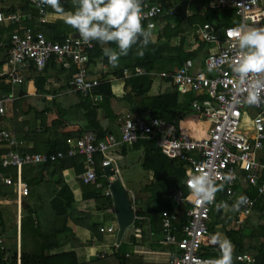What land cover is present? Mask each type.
Returning a JSON list of instances; mask_svg holds the SVG:
<instances>
[{
  "label": "built area",
  "instance_id": "1",
  "mask_svg": "<svg viewBox=\"0 0 264 264\" xmlns=\"http://www.w3.org/2000/svg\"><path fill=\"white\" fill-rule=\"evenodd\" d=\"M64 1V0H60ZM191 0H143L142 25L151 29L158 27L166 17L175 15L180 3ZM31 9L36 11L41 24L47 23L50 6L41 0H27ZM211 9H228L233 11V18L238 24L222 26L205 24L197 26L194 31L196 38L212 46L213 51L207 52L201 59L202 67L196 69L195 60L188 59L171 75V83L180 94L194 93L192 110L201 115L208 130L197 136L189 134L170 123L150 116L127 115L120 127L119 136L106 134L99 137L95 131H87L74 140L66 152L58 151L50 154L21 152L20 142L12 131L0 127V169H16L17 172L26 166L58 163L66 158L82 157L85 171L80 175L84 184L97 183L98 173L96 156L100 155V168L111 166V171L118 174L113 161L108 158L114 149L123 145L137 143L143 139H156V147L170 160L178 161L185 169L184 186L189 194L184 197L181 191L173 193L174 207L162 213L161 245L172 247L168 264H214L216 259L202 256L203 242L210 234L213 214L228 212L232 223L238 228L253 224L258 215L264 220V210L256 208L258 200L264 201V74H249V78L241 82L232 67L239 60L238 35L229 31L238 27H255L264 22V0H211ZM187 16L191 12L187 10ZM32 19V15H25ZM23 15L16 12L0 11V23L15 25ZM95 41L85 44L79 37L69 36L63 43L47 39L41 32L24 28L22 32L11 34L7 49V65L13 71V82H18L17 69L25 63H32L41 71L55 61L62 69H75L70 82L74 91L82 97H88L99 85V79L89 73V54L95 47ZM199 61V60H198ZM145 73L144 70H138ZM162 79L169 78L168 73H161ZM259 80V86H254ZM249 91L257 97L255 103L246 102ZM12 95L0 99V117L5 115L6 104ZM201 172L207 173L217 187L211 203L197 202L191 196L188 180ZM231 174V181L224 179V174ZM17 175H19L17 173ZM111 183L114 176H106ZM0 185H13L18 198L29 194L26 184L18 176L13 182L10 177L0 172ZM254 190L257 199L246 194ZM222 193L223 200L219 195ZM245 196L247 202L233 208L237 198ZM182 207L185 221L181 222ZM115 226L100 228L101 233H113ZM0 246L3 249L0 237ZM105 254L99 255L103 258ZM4 260L9 261L6 252ZM236 261L242 264H254L255 258L248 254H239Z\"/></svg>",
  "mask_w": 264,
  "mask_h": 264
},
{
  "label": "crops",
  "instance_id": "2",
  "mask_svg": "<svg viewBox=\"0 0 264 264\" xmlns=\"http://www.w3.org/2000/svg\"><path fill=\"white\" fill-rule=\"evenodd\" d=\"M23 9L24 0L0 1V11L5 13L16 12L23 15L21 21L15 25L0 23V29L3 30L0 36V99L12 95L11 101L6 104L5 115L0 117V127L13 132L16 139L21 143L19 149L21 152L40 154H49L48 151L52 153L66 152L74 140L91 130L86 120L88 108L81 106L87 97H82L75 92L70 84L75 69L72 71L64 70L58 63L51 61L43 70L35 72L32 70L34 68L33 64L27 62L17 69L18 82H13L10 75L13 71L6 63L7 50L2 47L9 44L11 34L22 32L24 28L39 31L49 40H59L77 35L76 30L70 31L71 26L65 23L72 12L63 11L61 14L49 8L47 23L41 24L37 13V15L34 13V15L32 13L25 14ZM28 14L32 15V19L29 20L25 17ZM162 23H165V21H162L159 25ZM191 36H194L196 44L197 38L194 33ZM105 47H108V44L101 45L102 50ZM213 50L214 48L209 46L205 49V52ZM200 57L202 58V56ZM198 60H195L196 69L202 67V59ZM124 66L126 65L120 56L115 65H108L102 59H98L94 65L88 64V70L89 73L99 79L100 75L111 73ZM176 68L178 67L176 66L173 69ZM161 73L163 72L158 75H155L157 74L155 72L153 73V86L149 95L166 93L175 89L172 83H168L165 79L159 77ZM124 74L125 77L128 76V69L125 68ZM108 80L111 82L112 91L116 97L111 101V109L117 115V121H111L101 110L97 112V120L102 129L107 131L106 134H113L118 137L123 120L128 114L147 117L149 112L138 110L141 102L140 98H133V103L124 100L126 95L124 79L108 75ZM188 94L190 93H179V101L184 103ZM208 126L203 117L194 111L187 113L181 123V129L197 136L208 130ZM134 144L120 146L108 154V158L113 161L119 171L114 180L116 177H120L132 203L135 220L146 221L143 228H136L135 224L130 226L119 243L115 212L112 216L106 217V219L103 218L100 224V228L115 226L113 233L99 232L93 235L90 230L81 224L84 222L85 213L88 212L87 207L83 203L81 204L83 192L80 175L86 168L82 157L61 160L64 165V170L61 172L50 170L39 173L33 168L38 167V165L26 166L20 172H17L16 169H7L16 172L15 179L11 175L2 172L3 175L10 177L13 182L19 176L29 190L27 196L19 199L13 185H0V215L2 218L0 237L2 244L8 250L7 253L10 256L13 252L16 253L15 264H20L21 251L34 254L39 251L42 244L41 239L32 234L31 226L28 223H25L26 227L24 226L23 230L21 229L22 222L30 218L39 226L41 233L44 235L59 231L57 241L54 239L50 243L51 245L56 242L58 245L57 248L51 250V255L75 253L78 264H119V256L126 257L128 264H168L169 253L173 249L170 246L160 244L163 233L161 232L159 235L152 233L149 219L137 216L139 211L148 212L155 207L156 203L151 199L153 193L148 189L153 188L157 180L154 172L142 168L144 150L142 148L135 149ZM3 152H5V149H1L0 153ZM137 155L139 156L138 161L142 172H139L137 168L135 169L134 162H136ZM100 170L103 176L105 174L104 170L101 168ZM126 173L128 174L125 175ZM144 173L146 175H143ZM128 175H135L134 181ZM102 178L109 185L108 179ZM29 183H31V186L28 185ZM108 185L104 187L102 184L101 189L97 186L96 188L102 190L101 193L107 196L110 195ZM246 194L251 197L254 195L252 198L257 199L254 190L246 191ZM222 200L220 199V201ZM71 201H74V204ZM259 202L263 201L258 200L257 204ZM255 218L257 219L255 226L264 225L262 218L258 215H255ZM14 220L16 221L12 224L11 221ZM248 226L254 225L250 224ZM215 229L219 238L218 231H220L221 226L217 225ZM143 233L148 236L146 237L148 242L145 245L142 244L141 237ZM233 250L234 247L231 244V254ZM101 254H105V256L100 258L99 255Z\"/></svg>",
  "mask_w": 264,
  "mask_h": 264
},
{
  "label": "trees",
  "instance_id": "3",
  "mask_svg": "<svg viewBox=\"0 0 264 264\" xmlns=\"http://www.w3.org/2000/svg\"><path fill=\"white\" fill-rule=\"evenodd\" d=\"M142 1L143 0H141V8ZM210 1L211 0H191L180 3L174 16L163 19V21L166 23L164 27L160 29H158V27L157 29L152 30H158L155 40L152 38V32L148 30L150 32V42L146 47L142 45H133L129 49L126 56H121L126 66L111 73L100 75L99 85L93 90L92 94L86 98L85 102L81 104V106L88 108L86 120L88 122L89 129H91L90 131H95L101 138L104 137L107 132L106 130L102 129L97 120L98 110L103 111L105 116L111 121H117V115H115L111 109V101L116 97L112 91V86L111 82L108 80V75L125 80V101L131 103L133 98H140L141 102L138 110L142 112L148 111V116L174 123L179 129H181V123L184 119V116L187 113L193 112L191 104L196 99V97L193 93H190L186 95L187 97L185 102L181 103L179 101V93L176 91V89L166 93L149 95L153 86V73L159 68L160 72H166L169 74V78L165 80L168 83H171L170 76L173 75L177 69L176 68L174 70L171 68L173 62L177 63V67H179L184 61L188 59L198 60L201 58L200 56L207 54L205 49L209 48V45L198 39H196L195 47L192 50L184 51L183 47L186 45L189 35L194 33L197 26H203L205 24L231 26L238 24L239 20L233 18L232 10L211 9L209 8ZM60 3L62 5L63 11L66 12L70 11L73 13L77 7L76 0H64ZM187 10L191 12L190 16H187ZM23 12L25 14L32 13V15H37L35 11L30 9L27 0H24ZM251 28L264 29V22ZM71 30L75 29L71 27L70 31ZM2 33L3 30L0 29V36ZM65 39L67 38L64 37L62 39L52 41L63 43ZM175 40L176 43L173 44ZM7 46L2 48L7 50ZM108 47L118 51L116 45L112 42L108 43ZM138 48H143V56L136 55ZM173 52L177 53L180 57L184 55L182 58H177L179 63L172 61L174 58L172 56ZM98 59H102L103 62L111 65L108 62L107 57L104 55L101 45L96 42L94 49L89 54V65H94ZM165 61L171 64L169 68L163 67L165 66L163 64ZM125 68L128 69L129 73L126 77L124 74ZM32 70L35 72L38 71L35 67ZM138 70H144L145 73H139ZM176 112L177 114H175ZM134 148H142L144 150L142 168L146 171L154 172V176L157 180L153 188L148 189L153 193L151 199L156 203L155 207L148 212L139 211L137 216L147 217L149 219L151 232L159 235L161 232L163 233L161 225L162 213L166 210H171L174 207L172 198L173 193L181 191L184 197L189 194L188 189L183 184L185 169L177 161L169 160L164 155H162V153L156 147V139L147 138L140 140L134 144ZM48 153L50 154L52 152L48 151ZM101 158L102 157L100 155L96 156L98 172L97 183H101L104 187H107L108 183L101 177L102 172L99 165ZM33 168L39 173L48 172L50 170H53V172H61L64 170V165L61 162L38 165V167ZM0 172L5 173L6 175H11L13 179H15L16 172L14 170L0 169ZM28 185L31 186V183ZM81 188L83 192L81 204L83 203V205L88 209V212L85 213L83 218L84 222L81 224L90 230L93 235H95L100 232V224L103 221V218L106 219V217H110L114 214L112 198L110 195H103L101 193L102 190L97 189L96 185L84 184L82 182ZM170 189L173 190L170 191ZM253 196L254 195H252V197ZM219 199L222 200L221 193L219 195ZM71 203L74 204V201H71ZM259 203L257 204L256 208L261 212L264 210V201ZM185 208L186 207H182L183 214L181 215V222L185 221ZM213 218L214 219L211 224L210 234L205 237L203 242L204 247L201 253L203 257L212 259H217L219 257L220 249L214 238H218L215 227L220 225L225 239H227L234 247L232 252V264H242L236 261V256L243 253L254 256V264H264V225L250 226L249 231L245 232V228H238L232 223L231 217L228 214L226 215L221 211H218L213 214ZM25 223H28V225L31 226L32 234L34 236H38L41 239L42 244L37 253L28 254L24 251H21L20 264H78L75 253H63L57 255L50 254L52 249L58 247L56 242H53L51 245L50 243L54 239L57 241L56 238L59 231H54L50 235H44L41 233L39 226L34 223L32 218L22 222V230L25 226ZM134 224L136 228H143V226L146 224V221L135 220ZM0 225H2L1 215ZM146 237H148L147 234L143 233L141 237L143 240V245L147 244L148 242ZM7 251L8 250L6 249L5 245H3V249L0 246V264H15V252H13V254L10 256L9 261L4 260V255ZM119 259V264H128L126 257L119 256Z\"/></svg>",
  "mask_w": 264,
  "mask_h": 264
},
{
  "label": "clouds",
  "instance_id": "4",
  "mask_svg": "<svg viewBox=\"0 0 264 264\" xmlns=\"http://www.w3.org/2000/svg\"><path fill=\"white\" fill-rule=\"evenodd\" d=\"M41 3L50 6L55 12L63 13L60 0H41ZM75 11L67 17L65 23L69 24L79 34L85 43L95 41L100 45L112 42L118 51L103 48V53L110 64L115 65L120 56H126L133 45L147 46L150 42V32L153 25L147 29L141 21L143 13L141 0H76ZM238 35L239 60L232 67V72L237 74L243 82L249 74H264V29L238 27L229 31V35ZM136 55L143 56V48H138ZM257 80L254 86H259ZM248 103H255L257 97L249 91L245 98ZM234 177L225 173L224 179L231 181ZM191 196L197 202L211 203L214 193L218 190L207 173L201 172L193 175L188 180ZM247 198H237L233 208L246 203ZM219 246L220 255L214 264H232L231 244L227 239L214 238Z\"/></svg>",
  "mask_w": 264,
  "mask_h": 264
},
{
  "label": "water",
  "instance_id": "5",
  "mask_svg": "<svg viewBox=\"0 0 264 264\" xmlns=\"http://www.w3.org/2000/svg\"><path fill=\"white\" fill-rule=\"evenodd\" d=\"M74 36L79 37V34ZM104 173L106 176L116 175L111 171V166L104 168ZM108 190L113 202L117 225V239L119 243L125 231L134 224L135 213L129 195L120 177H116L114 181L109 183Z\"/></svg>",
  "mask_w": 264,
  "mask_h": 264
},
{
  "label": "rangeland",
  "instance_id": "6",
  "mask_svg": "<svg viewBox=\"0 0 264 264\" xmlns=\"http://www.w3.org/2000/svg\"><path fill=\"white\" fill-rule=\"evenodd\" d=\"M165 24L166 23H162V24H160V25H158L159 26V28L158 29H160V28H162V27H164L165 26ZM157 29V28H156ZM157 31L158 30H155V31H151L152 33V38L155 40L156 39V36H157ZM176 43V40H175V42H173V44H175ZM195 47V38H194V36H191V35H189V37H188V41H187V43H186V45L183 47L184 48V51H190V50H192L193 48ZM172 56L174 57L173 58V60L172 61H175V62H178V60H177V58L178 57H180V56H178V54L177 53H174L173 52V54H172ZM184 55H182L180 58H182ZM204 56V55H203ZM202 56V57H203ZM201 59V58H200ZM179 63V62H178ZM165 66H163V67H167V68H169L170 66H171V64H169V63H167V61H165L164 63H163ZM177 66V63H174L173 62V65H172V67L171 68H175ZM160 69L158 68L157 69V71L155 72V73H157V74H155V75H158L159 73H160V71H159ZM137 157V158H136ZM135 158H136V162H134V165H135V169L137 168V170L139 171V172H142V169H141V166H140V162L138 161V155L136 156ZM128 173H126L125 175H127ZM143 175H146V173H144ZM129 176V178L132 180V181H134L133 179H135V175H128ZM135 176V177H134ZM145 198V197H144ZM9 208H10V206H9ZM16 217V216H15ZM16 220H17V218H16ZM16 220H14V221H11V223L13 224V222H15ZM256 223H257V219L254 217L253 218V224L252 225H256ZM11 224V225H12ZM249 228H250V226H246L245 227V232H247V231H249ZM220 232V233H219ZM223 231H222V229H220V231H218V235H219V238L220 239H224V236H223ZM113 235V234H112Z\"/></svg>",
  "mask_w": 264,
  "mask_h": 264
}]
</instances>
